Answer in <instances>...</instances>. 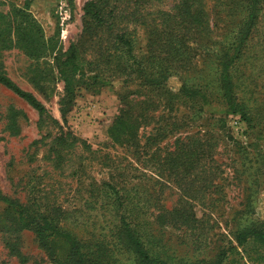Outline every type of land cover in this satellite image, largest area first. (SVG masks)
Here are the masks:
<instances>
[{
  "label": "rangeland",
  "instance_id": "374dc122",
  "mask_svg": "<svg viewBox=\"0 0 264 264\" xmlns=\"http://www.w3.org/2000/svg\"><path fill=\"white\" fill-rule=\"evenodd\" d=\"M85 1L29 0L28 12L41 25L45 38H51L48 47L53 54L57 52L62 57L69 44L79 39ZM135 2L117 1L118 14L123 18L116 20L115 28L127 30L136 51L143 54L147 52L150 21L154 19L159 28L164 27L159 12H175L177 0H156L142 6L138 14L142 19L137 21L129 17L133 9L140 7ZM11 3L14 2L0 0V11L7 12ZM223 3V0H203L213 37L207 43L202 42L201 47L193 42L199 35L192 28L180 26L188 36L191 50L186 66L179 67L168 80L170 90H178L182 81L190 85L206 79L212 87L216 83V42L221 41L225 28L230 30L228 26L237 19V14L226 16ZM263 36L264 12L248 43V58L240 62V79H235L238 94L242 95V91L246 97L250 96L249 104L252 109L255 106L256 126L250 129L243 122L233 124L236 117L226 115L214 95L206 105L187 98H176L167 104L166 96L149 91L135 75L124 82L125 76L118 77L106 60L82 78L74 103L62 118L59 101L63 84L53 54L33 58L18 48L1 49L3 70L20 88L41 101L46 112L39 115L0 85V192L18 199L32 212L52 217L64 230L88 241L94 232L112 225V208L105 197L107 185L119 190L138 188L149 199L139 205L140 228L147 230L149 238L145 236L143 240L152 254L174 264H197L212 260L219 249L231 245L236 247L229 255L234 262L264 264V250L252 244L238 247L232 235L239 223L247 222L240 215L245 208L251 210L253 219L264 220V107L258 104L264 100V57L256 53ZM93 38L100 41L86 52L87 59L92 60L99 47L114 46L103 29ZM94 74L97 76L91 78ZM122 96L134 102L147 99L153 102L143 112L147 122L137 131V147L110 137L113 120L122 107ZM13 111L17 112V134H11L7 128L8 116ZM196 134L212 136L210 142L216 144L213 158L219 165L214 178L217 187L202 202L193 204L206 229L191 232L185 227L159 226L153 213L171 209L182 200L177 185L161 173L159 156L172 150L176 140ZM19 236L20 251L28 258L25 264H54L32 231L22 230ZM3 241L0 234V264H19ZM118 263L128 262L119 256Z\"/></svg>",
  "mask_w": 264,
  "mask_h": 264
},
{
  "label": "trees",
  "instance_id": "16d2710c",
  "mask_svg": "<svg viewBox=\"0 0 264 264\" xmlns=\"http://www.w3.org/2000/svg\"><path fill=\"white\" fill-rule=\"evenodd\" d=\"M117 1L86 0L84 2L83 28L79 39L69 44L62 57L57 52L53 54L50 51L48 46L51 38H45L41 25L28 12L29 0L21 6L11 3L7 12L0 11V50L18 48L33 58L53 54L56 72L63 84V93L59 101L62 118L71 109L76 89L82 78L94 66L106 60L118 77L125 76L124 82L135 75L142 80L149 91H156L166 96L167 104H171L176 98H187L199 100L206 105L210 104L214 95L224 107L226 115L236 117L235 119L243 122L247 129L256 126L255 106L252 109L249 104L250 96L246 97L242 91V95L238 94L235 79H240V62L248 58V43L258 29L263 16L264 0H223L226 16L237 14V19L228 26L230 30L225 28L221 41L216 42L214 58L216 83L212 87L206 79H204L206 82L203 80L201 83L190 85L182 81L176 91L170 90L168 80L176 75L179 67L186 66L191 50L187 42L188 36L183 33L180 26L192 28L196 35H199V38L193 39V42L198 43L200 47L203 45L202 42L207 43L213 37L209 30L208 15L203 7V0H177L175 12H159L164 18L162 22L164 27L159 28L154 19L150 21L147 52L143 54L136 51L127 30L115 28L116 20L123 18L118 14ZM153 1L156 0H136L135 4L140 7L128 14L130 18H135L131 20H139L140 9ZM141 23L147 25L146 22ZM102 29L108 32V38L113 40L114 46L99 47L98 54L96 53L92 60L87 59L86 52L100 41L93 37ZM58 32L57 29L54 34L58 35ZM262 39L256 53L264 57V36ZM96 76L97 74H94L91 78ZM0 85L23 99L39 115L46 112L41 101L30 91L20 88L6 74L1 62ZM127 97L121 98L122 107L113 120L110 137L115 142L137 147V131L147 122L143 112L153 102H149L148 99L134 102ZM258 104L264 107V100ZM16 116L15 111L8 116L7 128L11 134L19 132ZM209 135L185 136L176 140L172 150H165L164 156H159L161 173L175 183L182 193L179 205L153 213L154 222L159 226L185 227L191 232L206 229L203 220L196 216L193 204L197 201L202 202L217 187L214 178L219 165L213 158L216 144L210 142L212 136ZM249 162L254 165L252 160ZM107 187V192H104L112 208L113 218L110 221L112 225L107 229L104 228L102 232L97 230L88 241H83L64 230L52 217L32 212L18 199L0 192L2 205L0 234L4 240V247L8 249L10 255L16 256L19 264H25L28 258L20 251L19 232L29 230L36 235L39 244L54 264H117L119 256L127 261V264H174L168 259L156 256L155 253L152 254L146 247L143 237H148V234L146 228H140L142 207H139L146 199L140 194V190L138 188L127 190L123 187L119 190L109 185ZM240 215H244L247 222L239 223L232 231L236 245L245 248L252 244L264 250V220L253 219L252 212L248 208L242 210ZM234 249L236 247L231 245L223 247L217 251L212 260H201L197 264H241L234 262L229 256Z\"/></svg>",
  "mask_w": 264,
  "mask_h": 264
},
{
  "label": "built area",
  "instance_id": "2783aa9c",
  "mask_svg": "<svg viewBox=\"0 0 264 264\" xmlns=\"http://www.w3.org/2000/svg\"><path fill=\"white\" fill-rule=\"evenodd\" d=\"M16 5H19V6H21V5H23L25 2H26V0H12ZM233 124H238V121L237 120H234L233 121Z\"/></svg>",
  "mask_w": 264,
  "mask_h": 264
}]
</instances>
